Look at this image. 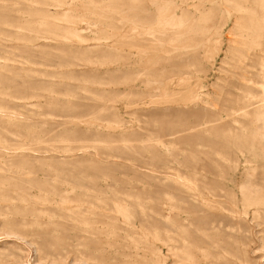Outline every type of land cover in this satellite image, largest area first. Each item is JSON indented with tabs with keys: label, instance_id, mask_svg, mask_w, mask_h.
Returning <instances> with one entry per match:
<instances>
[{
	"label": "rangeland",
	"instance_id": "obj_1",
	"mask_svg": "<svg viewBox=\"0 0 264 264\" xmlns=\"http://www.w3.org/2000/svg\"><path fill=\"white\" fill-rule=\"evenodd\" d=\"M0 264H264V0H0Z\"/></svg>",
	"mask_w": 264,
	"mask_h": 264
},
{
	"label": "bare ground",
	"instance_id": "obj_2",
	"mask_svg": "<svg viewBox=\"0 0 264 264\" xmlns=\"http://www.w3.org/2000/svg\"><path fill=\"white\" fill-rule=\"evenodd\" d=\"M81 30V29H80ZM253 193V192H252ZM248 195V194H247ZM249 196V195H248ZM213 198V197H212ZM218 203V202H217ZM168 207V206H167ZM243 207V206H242ZM255 210V209H254ZM168 211H169V209H168ZM167 212V211H166ZM254 212V211H253ZM255 213V212H254ZM168 214V213H167ZM165 216H166V214H165ZM167 218V217H166Z\"/></svg>",
	"mask_w": 264,
	"mask_h": 264
}]
</instances>
